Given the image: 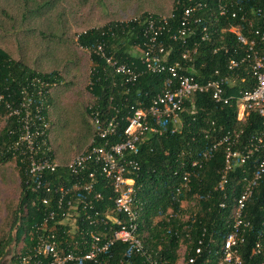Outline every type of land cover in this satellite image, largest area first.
<instances>
[{
	"label": "trees",
	"instance_id": "1",
	"mask_svg": "<svg viewBox=\"0 0 264 264\" xmlns=\"http://www.w3.org/2000/svg\"><path fill=\"white\" fill-rule=\"evenodd\" d=\"M151 1L154 0H0V95L13 108L29 100L33 114L39 110L43 122L50 128L47 125L44 135L37 139L35 147L40 148L33 156L59 164L56 172H45L42 191L32 192L31 185L35 186V182L21 155L23 150L26 155L29 152L16 145L24 114L10 116L9 109L0 103V123H3L0 126V167L13 163L19 177L18 197H7L5 215L0 222V257L16 231L11 264H19V257L33 250L36 225L41 221V215L30 208L35 194L40 198L57 196L60 186L67 187L73 182L65 166L74 156L86 151L96 137L91 110L102 120L114 118L119 122L118 136L112 143L120 142L131 107L136 108L140 102L147 107L153 97L174 86V80L165 72L143 73L134 82L121 84L122 79L91 52L87 58L91 63L88 83L85 90L76 95L85 96L86 101H75L73 109L51 118L52 94L69 85L65 82L66 73L75 67L70 58L73 50H93L103 45L108 56L127 65L134 64L141 70L138 56L132 50L144 47L145 26L148 20L154 19L161 23L157 42L169 53L167 62H179L185 69L181 73L205 81L213 78L216 71L227 75L228 59H238L244 53V48L228 32L230 27H239L249 40H256L257 45L259 39L255 31L264 29V12L256 13L259 8L264 10V0H172L170 15L166 18L148 13L146 6ZM220 3L226 4L224 16L219 15ZM189 7H195L190 18V33L185 42L174 40L173 35ZM233 11L237 12V18L231 16ZM243 15V19L252 21V27L240 19ZM92 23L99 26L89 27ZM205 35L207 39L203 40ZM6 44L13 45L15 57L8 52ZM237 73L240 77L234 86L235 94L238 90L252 89L254 79L249 69L243 65ZM195 105L193 113L184 115V124L179 130L149 133L139 145L135 158L139 170L132 177L140 213L137 237L148 257L115 242L98 264H217L215 252L231 230L235 202L262 157L254 151L252 158L242 166L225 174L227 148L246 154L252 144L264 137V125L256 113H249L244 122L238 123L234 100L220 105L205 94L195 97ZM31 123L38 124L36 120ZM225 136L229 137L227 142L223 141ZM44 141L46 144L42 146ZM211 148L209 158L202 160V152ZM196 160L201 165L194 168L192 163ZM189 172L190 182L185 189L183 178ZM48 185L52 189L50 194L43 189ZM79 193L70 194L73 200L79 194L92 202L91 217H95V211L102 214L106 205H111L105 199L93 200L92 195ZM111 215L117 216L112 212ZM242 221L246 242L240 248V256L244 264H258L253 250L256 241L264 243V175L245 203ZM105 223L109 227H105ZM100 227L104 229L99 232L103 242L118 228L106 218ZM89 228L97 230L95 225ZM182 248L183 254L180 253ZM197 249H200L199 254ZM261 260L264 262L263 254Z\"/></svg>",
	"mask_w": 264,
	"mask_h": 264
},
{
	"label": "built area",
	"instance_id": "2",
	"mask_svg": "<svg viewBox=\"0 0 264 264\" xmlns=\"http://www.w3.org/2000/svg\"><path fill=\"white\" fill-rule=\"evenodd\" d=\"M221 1L224 2V0ZM218 9L220 16L227 13L225 3L223 5L220 3ZM194 10L195 7L185 9L181 25L173 35L174 40L186 41L190 33V18ZM238 10L241 11L242 7ZM263 12L261 8L256 11V13ZM231 16L237 18L238 14L233 11ZM243 17L244 15L240 19L252 27V21L245 20ZM194 22L197 20L195 19ZM160 29L159 21L154 19L147 21L144 29L146 41L144 47H137L138 53L136 54L142 66L141 70L134 64L127 65L108 56L103 45H98L93 50H85L88 54L93 52L98 55L114 74L122 79L121 84L134 82L143 73L165 72L174 80V83L171 82L174 86L153 97L147 107H144L142 102L136 108L131 107L127 125L123 130L124 138L120 142L112 143V139L118 136L119 122L114 118L102 120L98 117V113L91 110L90 117L96 129V137L86 151L77 154L66 164L65 169L73 177V182H68L69 186H60L56 190L57 196L49 195L40 198L38 194H35L30 208L35 209L36 213L41 215V221L36 225L33 250L20 256L19 264H98L102 255L108 252L109 246L115 242L126 244L131 251L148 257L141 240L137 237L140 213L135 202V180L132 176L139 170V166L135 158L139 145L149 133H162L168 129L174 132L183 126L184 115L191 114L196 109V96L210 95L211 99L220 105H226L234 100L238 123L244 122L249 113H256L264 125V29L255 31L259 39L257 45L256 40H249L239 27H230L228 32L244 48V53L238 59H228L229 73L227 75H220L216 71L213 78L205 81H199L192 75L181 73L183 68L179 62H173V64L167 62L169 53H165L164 47L157 42ZM202 39L206 40L207 36H203ZM243 65L249 69L254 79V86L249 90H238L235 94L234 86L240 77L237 70ZM241 82H244V79H241ZM39 94L41 95V92ZM0 103L9 109L10 116L24 114L16 145L29 152V155H26L23 150L21 155L28 173L35 182V186L31 185V190L39 193L40 190L42 191L40 186L45 172L54 173L59 167L57 162H50V159H35L33 156L34 152L40 148V146L35 147L36 141L44 135L47 124L43 122L38 109L33 114L29 100L22 102L19 108H13L0 95ZM34 120L38 122L36 126L31 123ZM228 138L225 136L223 141L227 142ZM44 144H46L45 141L42 142V146ZM212 151L211 148L209 151L202 152L201 159L207 160L208 154ZM254 151L262 157L255 164L252 178L246 180V185L235 202L233 225L215 252L218 255L217 264H244L240 256V248L246 242L244 230L241 228V226L244 227L242 215L245 203L258 180L264 175V137L252 144L246 154L242 151H232L229 147L225 154L224 173L226 174L232 173L248 158H252ZM200 165L199 160L192 163L194 168ZM190 174L191 172L187 173L183 178L185 189H188ZM225 174L222 177L223 180ZM43 189L46 194L52 191L49 185ZM71 192L92 195L93 200L105 199L111 205H106L102 214L95 211V217H91L89 213L93 209L92 202L87 201L83 196L79 197L80 193L73 200ZM103 192L106 194H102ZM220 206L224 207V203ZM111 212L117 214L116 218L111 215ZM118 215H122L124 219L119 218ZM104 217L111 221L112 225L118 227L112 231V237L106 242L102 241V235L99 234L104 230L100 227L105 222ZM93 225L97 228L96 231L89 228ZM104 226L109 227L107 224ZM106 237L103 236L107 239ZM180 253H184L183 248L180 249ZM196 253L199 254L200 249H197ZM253 253L258 257V264H264L261 260L262 254L264 255V243L260 240L256 241Z\"/></svg>",
	"mask_w": 264,
	"mask_h": 264
},
{
	"label": "rangeland",
	"instance_id": "3",
	"mask_svg": "<svg viewBox=\"0 0 264 264\" xmlns=\"http://www.w3.org/2000/svg\"><path fill=\"white\" fill-rule=\"evenodd\" d=\"M148 5L146 9L148 13H153L161 18H166L170 15V11L172 8V0H154L150 3L147 2ZM132 18L137 17L138 15H130ZM99 23H92L89 27H98ZM74 29V28H73ZM7 46V44H6ZM7 50L9 53L15 57L16 53L13 45L8 44ZM133 54L138 53L137 47L132 50ZM72 62L75 67L73 70H68L66 74L68 76L65 78V82L69 83L68 86L64 88H59L55 90L52 94L53 103L49 107V113L51 118L58 116L62 112L67 113L72 108L73 103L75 101H80L84 103L86 101L85 96H76L80 95L82 90H85V87L88 83V75L91 71V63L87 59L88 53L85 50L77 49L73 50V53L70 55ZM77 65V66H76ZM73 68V67H72ZM3 123H0L2 126ZM48 125V124H47ZM50 128V126L48 125ZM19 185V177L16 169L14 168V164H8L0 167V222L1 218L5 215V201L7 197L17 198V188Z\"/></svg>",
	"mask_w": 264,
	"mask_h": 264
},
{
	"label": "water",
	"instance_id": "4",
	"mask_svg": "<svg viewBox=\"0 0 264 264\" xmlns=\"http://www.w3.org/2000/svg\"><path fill=\"white\" fill-rule=\"evenodd\" d=\"M13 238L0 257V264H11L15 255L16 231H13Z\"/></svg>",
	"mask_w": 264,
	"mask_h": 264
}]
</instances>
